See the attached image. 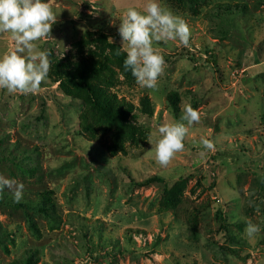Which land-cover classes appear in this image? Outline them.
Wrapping results in <instances>:
<instances>
[{"label":"rangeland","instance_id":"obj_1","mask_svg":"<svg viewBox=\"0 0 264 264\" xmlns=\"http://www.w3.org/2000/svg\"><path fill=\"white\" fill-rule=\"evenodd\" d=\"M47 2L58 15L37 42L52 54L47 81L0 89V176L24 185L20 202L14 188L0 198V264H264V0H158L190 39L154 45L165 59L155 91L117 59L123 14L147 0ZM14 48L0 33V56ZM77 64L105 67L91 83L130 105L127 122L59 77ZM189 104L200 121L162 167L158 126L186 124ZM249 222L259 234H245Z\"/></svg>","mask_w":264,"mask_h":264},{"label":"clouds","instance_id":"obj_2","mask_svg":"<svg viewBox=\"0 0 264 264\" xmlns=\"http://www.w3.org/2000/svg\"><path fill=\"white\" fill-rule=\"evenodd\" d=\"M57 18V13L47 0H0V33H9L15 45L13 51L0 56V89L22 94H34L40 90L42 83L48 79L52 54L47 49L39 50L37 42L51 38ZM118 34L126 51L125 70L131 71L138 85L154 91L165 65L163 55L154 45L179 41L187 47L190 39L187 22L158 0H147L143 12L129 8L120 20ZM109 41L112 42L111 38ZM181 120L187 123L158 126L160 138L154 152L156 162L162 167H166L178 152L184 150L189 128L200 121L198 110L187 105ZM201 143L205 149H215L213 141L209 139H202ZM6 188L15 189L14 202L23 199L24 185L0 176V198ZM259 233L258 225L247 224L245 234L248 237Z\"/></svg>","mask_w":264,"mask_h":264},{"label":"trees","instance_id":"obj_3","mask_svg":"<svg viewBox=\"0 0 264 264\" xmlns=\"http://www.w3.org/2000/svg\"><path fill=\"white\" fill-rule=\"evenodd\" d=\"M102 40L105 42V37L101 36ZM111 48V45H110ZM119 64L128 78H132V74L130 70H125L124 68V60L126 59L125 55L118 56ZM105 68L103 66H99L98 64H94L91 67L85 66L83 64L73 65L67 70H58V75L60 78L65 79L72 86L82 89L88 100L90 101L92 107L99 111L105 118L110 121H118V122H127L129 112H131L132 108L130 105L121 104L114 100H109L106 97H102L96 91V88L92 85L91 80L94 78L96 70ZM145 104H149L148 100H145ZM145 106V105H144ZM30 255L25 257L23 263L21 264H32L30 261Z\"/></svg>","mask_w":264,"mask_h":264}]
</instances>
